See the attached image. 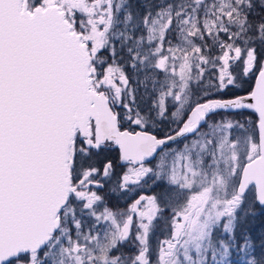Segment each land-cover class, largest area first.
I'll return each instance as SVG.
<instances>
[{
  "label": "snow or ice",
  "instance_id": "1",
  "mask_svg": "<svg viewBox=\"0 0 264 264\" xmlns=\"http://www.w3.org/2000/svg\"><path fill=\"white\" fill-rule=\"evenodd\" d=\"M0 264H264V0H0Z\"/></svg>",
  "mask_w": 264,
  "mask_h": 264
},
{
  "label": "flooded vegetation",
  "instance_id": "2",
  "mask_svg": "<svg viewBox=\"0 0 264 264\" xmlns=\"http://www.w3.org/2000/svg\"><path fill=\"white\" fill-rule=\"evenodd\" d=\"M141 194L150 195L152 193H151V190L149 188H145L144 191ZM112 203L115 204V201H113ZM129 203H131V200H120L119 201V207L121 209H124V208L127 207V204H129ZM155 235L157 237L154 236V237H152V240H151V242H152V244L154 246H155V244L157 243L158 240H162V239L165 238L166 233L162 234L160 230H157L156 233H155Z\"/></svg>",
  "mask_w": 264,
  "mask_h": 264
},
{
  "label": "trees",
  "instance_id": "3",
  "mask_svg": "<svg viewBox=\"0 0 264 264\" xmlns=\"http://www.w3.org/2000/svg\"><path fill=\"white\" fill-rule=\"evenodd\" d=\"M250 84H253V85H254V80H251V81H250ZM239 93H242V92H233V91H231V89H230V90L227 91V96H232L233 94H239ZM244 111H246V110H244ZM247 111H248V110H247Z\"/></svg>",
  "mask_w": 264,
  "mask_h": 264
},
{
  "label": "rangeland",
  "instance_id": "4",
  "mask_svg": "<svg viewBox=\"0 0 264 264\" xmlns=\"http://www.w3.org/2000/svg\"><path fill=\"white\" fill-rule=\"evenodd\" d=\"M231 91H233V92H237L235 89H231ZM245 112V114L247 115V113H248V111L246 110V111H244ZM237 119H242L241 117H236ZM243 122V121H242ZM154 236H156V235H154ZM153 236V237H154ZM157 237V236H156Z\"/></svg>",
  "mask_w": 264,
  "mask_h": 264
},
{
  "label": "water",
  "instance_id": "5",
  "mask_svg": "<svg viewBox=\"0 0 264 264\" xmlns=\"http://www.w3.org/2000/svg\"><path fill=\"white\" fill-rule=\"evenodd\" d=\"M241 94H243V93H239V94H237V95H241ZM229 97H231V96H229Z\"/></svg>",
  "mask_w": 264,
  "mask_h": 264
}]
</instances>
